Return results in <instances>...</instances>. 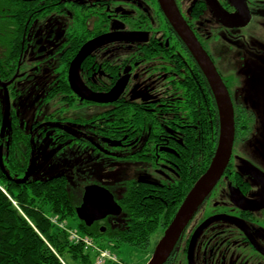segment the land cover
Wrapping results in <instances>:
<instances>
[{"label":"flooded vegetation","instance_id":"1","mask_svg":"<svg viewBox=\"0 0 264 264\" xmlns=\"http://www.w3.org/2000/svg\"><path fill=\"white\" fill-rule=\"evenodd\" d=\"M174 2L229 93L235 134L227 169L163 264H264V51L255 49L250 40L256 36L247 32L262 16V0ZM216 30L229 35L223 41L238 49L240 59L245 53L261 66L254 72L240 66L234 89L206 44ZM102 37L131 38L100 46L78 71L84 88L110 96L109 103L82 99L71 84L76 57ZM7 102L37 155L34 178L61 171L82 181L92 166L116 162L136 166L126 183L156 190L176 183L188 166L186 153L196 155L202 171L203 152L216 144V153L221 133L217 97L158 0H0V106ZM245 149L258 158L242 156ZM59 154L67 157L66 168L47 172L43 157L55 167ZM220 217L192 245L197 230ZM114 218L90 227L106 229L103 224Z\"/></svg>","mask_w":264,"mask_h":264},{"label":"trees","instance_id":"2","mask_svg":"<svg viewBox=\"0 0 264 264\" xmlns=\"http://www.w3.org/2000/svg\"><path fill=\"white\" fill-rule=\"evenodd\" d=\"M212 109L213 113H216L215 108ZM4 114L5 106L2 104L0 264H94L98 254L87 250L82 242L74 244L68 230L54 224L53 219L65 224L82 238L91 239L98 248L110 251L124 263L130 262L121 257L122 254L131 258L134 253H152V237L162 235L167 229L179 205L206 173L215 155L216 144L212 151L203 152V167L202 171H199L196 155L186 153L188 166L177 175V181L172 186L154 190L148 185L126 183L123 187L124 194L119 197L123 226L104 223L106 229L103 232L99 224L87 227L77 217V205L69 190L68 173L62 174L60 171L52 175L44 174L41 178L33 177L37 172V155L31 151V139L21 136L14 110L10 111L9 120L2 131ZM131 124L124 122L123 126L129 128ZM43 158L45 161L47 156ZM128 160L133 159L130 157ZM32 162V173L29 175ZM51 169L56 171L53 167L48 168L47 172ZM70 219L77 225H70Z\"/></svg>","mask_w":264,"mask_h":264},{"label":"water","instance_id":"3","mask_svg":"<svg viewBox=\"0 0 264 264\" xmlns=\"http://www.w3.org/2000/svg\"><path fill=\"white\" fill-rule=\"evenodd\" d=\"M158 3L175 32L178 34V36L181 38V40L184 42V44L191 51L197 62L202 67L203 72L217 97L221 119V133L217 151L208 170L189 191L172 223L167 228L164 237L157 245L148 264L164 263L199 205L204 201L206 196L219 182L229 165L235 134L234 110L230 100V96L212 60L202 48L194 33L190 30V28L184 21L174 0H158ZM121 40L130 41L131 38ZM121 40L117 37L114 39H110L109 37L99 38L88 43L76 57L71 69V77L73 76V72L75 75L74 78H71V84L73 90L82 99L100 103L112 102L113 98L108 99L110 96L104 97L90 94V92L84 88L79 78L78 71L82 62L91 54L92 51L96 50L102 45ZM123 86L122 88L119 87L115 89L111 95H114V98H116L115 95L119 91L122 92ZM10 111V104L9 102H7L5 107L4 124L2 131H4L5 126L9 120ZM30 173L31 169H29V175ZM28 176L26 180L28 179ZM76 213L79 220L82 221L87 227H90L95 222L103 221L110 216H121L122 208L118 205L114 195L107 188L99 185H91L85 188L82 204L81 206L76 208ZM220 219L222 218H214L204 223L195 233L192 245L199 233L204 228H206L214 221ZM102 231L104 232L105 229H102Z\"/></svg>","mask_w":264,"mask_h":264},{"label":"rangeland","instance_id":"4","mask_svg":"<svg viewBox=\"0 0 264 264\" xmlns=\"http://www.w3.org/2000/svg\"><path fill=\"white\" fill-rule=\"evenodd\" d=\"M264 0H262V16L257 19L255 22H253L248 28L250 31H247L250 33L251 36L256 38H252L251 43L253 41L255 42V49L259 50L262 49L264 51ZM247 28V29H248ZM245 29H241L240 34L244 33ZM214 39H211L207 44L208 48L215 52V57L219 58L217 61L218 67L220 69V72L223 74L224 79L226 80L228 86L230 88L234 89L237 82H239V69L240 66L244 65L249 67H252L251 72H254L256 68L261 67L258 62H255V60L248 58L245 53L242 55L244 56L243 59L239 58L238 49L233 47L230 43L224 42L223 37L228 38L229 35L225 33L224 31H214ZM262 37V39L258 38ZM262 43V47L260 45H257L256 43ZM256 67V68H255ZM259 70L262 71V68ZM264 71V70H263ZM235 91V90H234ZM240 149H243L240 146ZM242 156H252L253 158H258L255 155H253L250 150L245 149L242 151ZM52 158V156H50ZM57 164L55 165V162L46 158L45 161L42 160V166L45 165L46 168H55L57 169L62 168L65 169L67 166V157L63 154L57 155ZM92 161V159L90 160ZM54 164V165H53ZM51 166V167H50ZM136 168L133 164H122V163H110L105 165L104 167H96L93 166L89 169L90 173L85 174L86 179L82 181H77L75 178L72 179L71 175H69L70 183H69V190L71 192L72 198L74 199L77 206L81 204V198H82V190H84L86 187L91 185H99L102 187L107 188L115 197H121L124 194V186L127 182V179L134 174V169ZM152 173V171H150ZM69 224L72 226H76L77 223L70 219ZM110 224H117L118 226H123L124 220L122 217H117L114 219H110L108 221ZM107 222V223H108ZM115 222V223H114ZM106 224V222H105ZM103 224V225H105ZM161 239V234L155 235L152 237V250L154 251L157 247V244L159 243ZM153 253V252H152ZM152 253H149L148 255H139L137 253L132 254V257L129 258L126 254L120 255L123 258H126L130 263L128 264H148L151 260Z\"/></svg>","mask_w":264,"mask_h":264},{"label":"built area","instance_id":"5","mask_svg":"<svg viewBox=\"0 0 264 264\" xmlns=\"http://www.w3.org/2000/svg\"><path fill=\"white\" fill-rule=\"evenodd\" d=\"M54 224L58 225L60 228L66 229L63 223H59L56 219L52 220ZM69 236L71 241L74 244L84 243L87 250H91L98 254L97 258L95 259L94 264H106L113 263V264H126L122 262L118 256L112 254L110 251L101 250L98 246L89 238H82L76 232L68 230Z\"/></svg>","mask_w":264,"mask_h":264}]
</instances>
